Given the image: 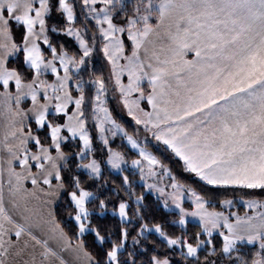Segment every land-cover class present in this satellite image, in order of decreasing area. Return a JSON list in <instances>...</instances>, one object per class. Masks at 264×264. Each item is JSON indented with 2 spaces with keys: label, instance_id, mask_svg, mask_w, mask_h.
<instances>
[{
  "label": "snow or ice",
  "instance_id": "obj_1",
  "mask_svg": "<svg viewBox=\"0 0 264 264\" xmlns=\"http://www.w3.org/2000/svg\"><path fill=\"white\" fill-rule=\"evenodd\" d=\"M0 264H264V0H0Z\"/></svg>",
  "mask_w": 264,
  "mask_h": 264
},
{
  "label": "rangeland",
  "instance_id": "obj_2",
  "mask_svg": "<svg viewBox=\"0 0 264 264\" xmlns=\"http://www.w3.org/2000/svg\"><path fill=\"white\" fill-rule=\"evenodd\" d=\"M110 106L113 107V108L116 110L117 113H119L120 110H119V107L117 106V103H116L115 100L111 101V105H110ZM124 119L128 120V119H130V118H127V117L125 116ZM239 210H240V211H243L242 208H239Z\"/></svg>",
  "mask_w": 264,
  "mask_h": 264
},
{
  "label": "trees",
  "instance_id": "obj_3",
  "mask_svg": "<svg viewBox=\"0 0 264 264\" xmlns=\"http://www.w3.org/2000/svg\"><path fill=\"white\" fill-rule=\"evenodd\" d=\"M126 120V119H125ZM118 139V138H117Z\"/></svg>",
  "mask_w": 264,
  "mask_h": 264
}]
</instances>
